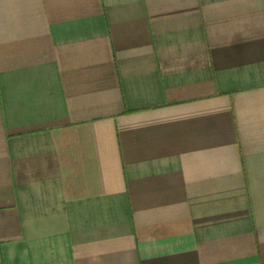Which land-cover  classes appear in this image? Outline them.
Wrapping results in <instances>:
<instances>
[{
    "label": "crops",
    "instance_id": "crops-1",
    "mask_svg": "<svg viewBox=\"0 0 264 264\" xmlns=\"http://www.w3.org/2000/svg\"><path fill=\"white\" fill-rule=\"evenodd\" d=\"M0 264H264V0H0Z\"/></svg>",
    "mask_w": 264,
    "mask_h": 264
}]
</instances>
